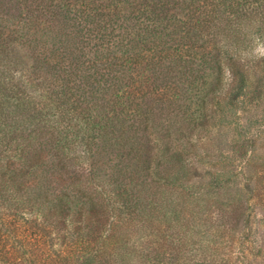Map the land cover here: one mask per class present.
<instances>
[{"label": "trees", "instance_id": "obj_1", "mask_svg": "<svg viewBox=\"0 0 264 264\" xmlns=\"http://www.w3.org/2000/svg\"><path fill=\"white\" fill-rule=\"evenodd\" d=\"M255 41L264 0H0V264H258L239 212L209 238L175 189Z\"/></svg>", "mask_w": 264, "mask_h": 264}, {"label": "rangeland", "instance_id": "obj_2", "mask_svg": "<svg viewBox=\"0 0 264 264\" xmlns=\"http://www.w3.org/2000/svg\"><path fill=\"white\" fill-rule=\"evenodd\" d=\"M242 56L248 58L246 67L255 70V59H264V44L255 41L252 49ZM226 80L229 78L226 77ZM235 96L230 101L231 106L224 105V116L215 114L212 120H208L207 127L193 126V151L185 160L187 169L179 171L181 176L175 178L178 179L175 184H178L174 185L176 192L182 193L190 204V209L180 211L183 210L184 217L191 215L192 231L197 224L200 231H207V237L214 236L216 226L210 217L218 210L227 212L235 209L236 213L239 212L235 217L238 231L248 221L251 239L264 243L263 202L253 203L250 188H246L247 185L264 188V168L255 176L252 173L257 167L260 169L259 159L264 155V73L260 71L248 75L246 87ZM251 175L249 180L247 177ZM221 179L223 182L219 190L214 189L215 183ZM192 210H198L197 215L202 218L195 219L190 213ZM209 211L213 213L210 215ZM258 261V264H264V258Z\"/></svg>", "mask_w": 264, "mask_h": 264}]
</instances>
